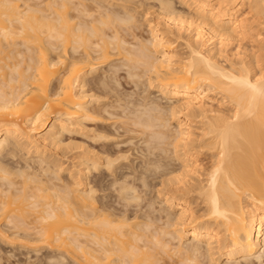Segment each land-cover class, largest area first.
I'll return each instance as SVG.
<instances>
[{
	"label": "bare ground",
	"instance_id": "obj_1",
	"mask_svg": "<svg viewBox=\"0 0 264 264\" xmlns=\"http://www.w3.org/2000/svg\"><path fill=\"white\" fill-rule=\"evenodd\" d=\"M2 220L28 264H264V0H0Z\"/></svg>",
	"mask_w": 264,
	"mask_h": 264
},
{
	"label": "rangeland",
	"instance_id": "obj_2",
	"mask_svg": "<svg viewBox=\"0 0 264 264\" xmlns=\"http://www.w3.org/2000/svg\"><path fill=\"white\" fill-rule=\"evenodd\" d=\"M180 7H182V5H180ZM182 8H183V7H182ZM141 28H142V27H141ZM141 28H140V29H141ZM146 28H147V27H146ZM140 29H139V30H140ZM142 29H144V27H143ZM147 29H148V28H147ZM137 31H138V29H137ZM140 31H141V30H140ZM145 31H146V29L144 30L143 33L146 34ZM141 32H142V31H141ZM231 47H232V45H231ZM181 48H182V47H181ZM178 49L180 50L179 47H178ZM125 72H126V71H124V70H123V71L121 70V72L119 71V73H121V74H120V75H121V78L119 77L121 80H119V81L122 83V85H121V87H118V88H119V90H121V92L123 93V94L121 93V95H124L125 93H126V95H127V93H128V96L131 94L132 96H130V97L135 98V99H134V101H135L134 104H132V100H133V98L131 99V98L129 97L130 100L127 98V99H128V100H127L128 103H127V101H126L127 104L132 105V106L134 105L133 107L131 106L130 108H134V107H136V105L140 104V103H137V104H136V102H137V100H139V96H138V95H140L139 93L142 92L143 87H142V88H140V87L137 88L135 85H133V81H134V80L132 81V79H130V80L127 79V78H128L127 76L123 77L124 75H126ZM119 73H118V74H119ZM126 77H127V78H126ZM126 80H128V81H126ZM130 81H132V82H130ZM139 83H140V82H139ZM139 83H138V84H139ZM140 84H141V83H140ZM119 85H120V84H119ZM119 85H118V86H119ZM141 85H142V84H141ZM139 86H140V85H139ZM135 87H136V88H135ZM116 88H117V87H116ZM118 88H117V90H118ZM119 90H118V91H119ZM122 90H123V91H122ZM133 91H134L135 93H134ZM154 91H156V90L153 89V92H154ZM129 92H130V93H129ZM136 92H137V93H136ZM138 92H139V93H138ZM119 94H120V92H119ZM136 95H137V96H136ZM128 96H127V97H128ZM140 96H141V95H140ZM124 97H125V96H124ZM137 97H138V98H137ZM136 99H137V100H136ZM217 99H218V96H217L216 100H217ZM125 100H126V98H125ZM125 100L122 99L121 102L123 101V104H125ZM129 101L131 102V104L129 103ZM163 101H164V100H163ZM138 102H139V101H138ZM213 105H214L215 107H217L218 103H217V102H214ZM172 122H173V123H172ZM171 123L175 125V121H174V119H171ZM89 126H90V125H89ZM44 131H45V130H44ZM66 136H67L68 138L71 136V138H72L71 141H72L73 139H75V141H77V142H80V141H81V142H85V143H87V144H91V145H94V144H95V142L92 141V139H90V138H92V137H88V138H87V135H85V133H82V134H81V133H80V134H79V133H70L69 135L66 134ZM66 136H64V137H65L64 139H65L66 142H67V141H69L70 138L67 140V139H66V138H67ZM48 150H49V152H50L51 154L53 153V155H56V154L59 152L58 150L56 151V149L53 150L52 148H51V149H48ZM14 204H15V203H14ZM16 206H18V204H17V205H16V204L14 205V207H16ZM11 207H12V206H11ZM14 207H12V208H14ZM16 209H17V208H16ZM16 209H15V210H16ZM13 210H14V209H12V211H13ZM15 210H14V211H15ZM25 217H26V218H25ZM23 218H25V219L28 218L27 221H28V220H29V221L32 220L31 216H24ZM29 218H31V219H29ZM2 221H3V222H2ZM2 221H0V227L2 228V226H3V228H2V229L0 228V229H1L2 231H3V229H4L5 231H3L2 234H0V235H5V234H6L4 237H6V236L8 235V236H10L9 239H10V238H11V240H12V238L14 239V237L11 236V234H13L14 232H16V230H14L13 225L11 224V227H13V228H9V229H8L7 227H8L9 225L5 223V220H2ZM5 224H6V225H5ZM7 225H8V226H7ZM4 226H6V227L4 228ZM11 229H13V230L11 231ZM16 229H17V228H16ZM17 231H21V229H20V230L17 229ZM6 238H7V237H6ZM15 239H18V238H15ZM15 239L12 240V241H14L13 243H16V244H17V243H18V244H21L20 242H23V244L28 243V241H26V239H24V238H22V240H20V241L17 240L18 242L15 241ZM19 239H20V237H19ZM0 242H2V243L0 244V246H1V247L3 246L2 248H0V249H2V250H0V251H2V253H1V252H0V253H1V255L3 256V257H2V256L0 255V256L2 257V259H0V260L2 261V262H0L1 264H2V263H3V264H11V263L14 261V258H15V260H16V261H14L15 263H16V262H19L18 264H28V263H26V261H27L28 258H27V256L24 255L25 253H24V254L21 253L22 255L20 256V253H18V252L15 251V252H13V253H16V254H17V255L14 254L15 257L13 256V254H12V255H11V254L9 255V254L7 253V251H9V252H10V251H13V249H16V248H13V249H12V247H14V246H12V245L9 246L11 242H10V243H5V244H4V242L1 240V237H0ZM24 242H25V243H24ZM3 244H4V245H3ZM11 244H12V243H11ZM6 249H10V250H7V251H6ZM4 252H5V253H4ZM44 252H45V250H44ZM11 253H12V252H11ZM6 254H7V255H6ZM45 255H46V256H45ZM65 255H66V254H65ZM8 256H9V257H8ZM11 256H13L14 258L12 259ZM16 256H18V257H16ZM19 256H20V257H19ZM23 256H24V257H23ZM32 256H33V254L30 255L31 258H32ZM41 256H42V254H41L40 256H36V258H37V257H38V258L40 257V258H39L40 260H41V258H42L41 261L38 260V259H34V258H33L34 260L30 258V260L34 261V264H39V263H40V264H52V263L54 262L53 259H51L52 261H50V260L48 259L49 256L47 255V253H44L43 256H42V257H41ZM33 257H35V256H33ZM9 258L11 259V261H10ZM18 258L20 259L19 261H17ZM25 258H27L26 261H25ZM68 258H69V257H68ZM68 258L65 257V259L63 260V262H64L65 264H74L73 262H71L72 259H70V258L68 259ZM47 259H48L49 261H48ZM60 259H61V258H60ZM60 259H59V260H60ZM62 259H63V258H62ZM37 260L40 261V262H37ZM54 260H55V259H54ZM59 260H58V261L55 260V263L59 262ZM7 261H8V262H7ZM20 261H24V262H21V263H20ZM28 261H29V260H28ZM28 261H27V262H28ZM61 261H62V260H61ZM166 261L168 262L169 260L166 259ZM46 262H47V263H46ZM50 262H51V263H50ZM15 263H12V264H15ZM61 263H62V262H61ZM61 263L59 262V264H61ZM16 264H17V263H16ZM29 264H30V263H29ZM31 264H33V263L31 262ZM53 264H54V263H53ZM57 264H58V263H57Z\"/></svg>",
	"mask_w": 264,
	"mask_h": 264
}]
</instances>
